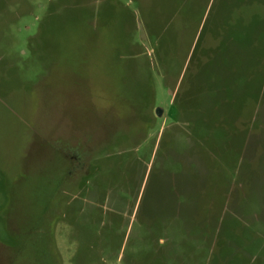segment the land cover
I'll return each instance as SVG.
<instances>
[{
    "label": "rangeland",
    "instance_id": "obj_1",
    "mask_svg": "<svg viewBox=\"0 0 264 264\" xmlns=\"http://www.w3.org/2000/svg\"><path fill=\"white\" fill-rule=\"evenodd\" d=\"M0 73V264H264V0H0Z\"/></svg>",
    "mask_w": 264,
    "mask_h": 264
},
{
    "label": "crops",
    "instance_id": "obj_2",
    "mask_svg": "<svg viewBox=\"0 0 264 264\" xmlns=\"http://www.w3.org/2000/svg\"><path fill=\"white\" fill-rule=\"evenodd\" d=\"M6 81L5 77L0 73V116H1V112H2V108L3 106H9L8 102H10V98L7 94L8 92V88L4 87V82ZM15 94V93H13ZM13 101H17L16 97L12 98ZM0 128H1V124H0ZM23 161H25V164L23 165V170H24V175L27 174L29 175V171L27 169V158L26 159H22Z\"/></svg>",
    "mask_w": 264,
    "mask_h": 264
},
{
    "label": "water",
    "instance_id": "obj_3",
    "mask_svg": "<svg viewBox=\"0 0 264 264\" xmlns=\"http://www.w3.org/2000/svg\"><path fill=\"white\" fill-rule=\"evenodd\" d=\"M157 114L159 115V116H161L162 115V110H160V109H157Z\"/></svg>",
    "mask_w": 264,
    "mask_h": 264
}]
</instances>
